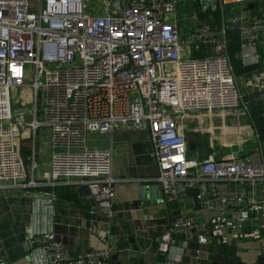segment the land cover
I'll list each match as a JSON object with an SVG mask.
<instances>
[{
    "label": "built area",
    "instance_id": "1",
    "mask_svg": "<svg viewBox=\"0 0 264 264\" xmlns=\"http://www.w3.org/2000/svg\"><path fill=\"white\" fill-rule=\"evenodd\" d=\"M110 4L0 0V188L36 184L27 179L17 135L27 127H46L52 133L46 184L85 183L98 210L113 217L114 147L92 145L89 135L117 128L145 130L158 168L154 180L166 200L175 202L199 186L196 199L213 215L182 212L169 225L159 254L165 256L164 264H180L169 256L172 236L202 246L227 243L230 214L242 209L246 198L220 183L256 186L264 181V165L236 156H188L186 115L241 105L219 29L200 23L182 36L176 7L166 0H121L122 8L116 10ZM240 40L244 47L264 40V7L241 28ZM192 51L206 54L193 57ZM246 84L264 97V76L252 73ZM13 90L25 98L31 94L30 109H16ZM25 98L21 106L27 105ZM249 208L264 227V199ZM253 235L243 230L233 237ZM30 240L48 252L52 264H109L108 249L74 254L53 233Z\"/></svg>",
    "mask_w": 264,
    "mask_h": 264
},
{
    "label": "crops",
    "instance_id": "2",
    "mask_svg": "<svg viewBox=\"0 0 264 264\" xmlns=\"http://www.w3.org/2000/svg\"><path fill=\"white\" fill-rule=\"evenodd\" d=\"M166 1L176 7L175 17L182 36L200 23H210L219 29L241 92L238 109L186 115L183 124L188 156L198 159L236 156L264 165V97L246 84L252 73L264 76V40L245 47L240 40L241 28L260 15L264 0H209L205 4L200 0ZM205 54L190 52L193 57ZM146 137L147 132L137 128L91 134L90 144L114 147L116 214L109 217L98 210L85 183L46 184L51 130L23 129L17 142L27 179L36 184L26 189L0 188V264H46L48 256L39 253L40 248L32 244L29 226L33 219L44 224L41 220L50 215L49 209L55 211L53 234L74 254L88 248L108 249L109 264H164L160 247L172 221L182 212L213 215L202 209L196 199L199 186L175 202L166 200L154 180L158 168L153 146ZM220 187L239 189L246 198V205L230 214L231 225L225 233L227 243L219 246L212 241L202 246L175 234L169 243V256L179 258L180 264H264V227L249 208L253 202L264 199V181L256 186L248 182H222ZM243 230L253 231L254 235L233 237Z\"/></svg>",
    "mask_w": 264,
    "mask_h": 264
},
{
    "label": "water",
    "instance_id": "3",
    "mask_svg": "<svg viewBox=\"0 0 264 264\" xmlns=\"http://www.w3.org/2000/svg\"><path fill=\"white\" fill-rule=\"evenodd\" d=\"M200 2H201V4H205V3H208L209 0H200ZM110 7L113 10L121 9L122 8L121 7V0H111ZM227 56L229 57L228 53H227ZM18 139L20 140V143H21L20 136H18ZM45 202H47V200ZM48 202H51V200L48 199ZM48 212L50 213V215H48L46 220H41L42 222H44V224H37L35 222V219L32 220V224L29 226V233H31L30 239L36 235H49V234L53 233V230H54V227H53L54 226L53 225L54 224V217H53V215L55 214V211L49 209ZM247 214L248 213H246L245 216H247ZM38 252L48 256V252L41 249V248L38 249ZM45 263L46 264H48V263L52 264V259L48 256L47 260H45Z\"/></svg>",
    "mask_w": 264,
    "mask_h": 264
},
{
    "label": "rangeland",
    "instance_id": "4",
    "mask_svg": "<svg viewBox=\"0 0 264 264\" xmlns=\"http://www.w3.org/2000/svg\"><path fill=\"white\" fill-rule=\"evenodd\" d=\"M166 69L168 70L169 68L167 67ZM28 81H30V80H28ZM13 93H14V101H15L16 109L27 110V109L31 108L32 104H30V100H31V94L30 93H28L27 98L19 96L18 92L15 90H13ZM24 98L27 102V105L21 106V103L24 100ZM30 118H31V115H27V119H30ZM89 137H91V135H89Z\"/></svg>",
    "mask_w": 264,
    "mask_h": 264
}]
</instances>
